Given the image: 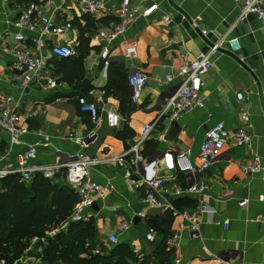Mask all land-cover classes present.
Masks as SVG:
<instances>
[{
    "label": "crops",
    "instance_id": "0c3cea01",
    "mask_svg": "<svg viewBox=\"0 0 264 264\" xmlns=\"http://www.w3.org/2000/svg\"><path fill=\"white\" fill-rule=\"evenodd\" d=\"M32 1L41 6L44 0H0V101L14 107L30 129L22 137V143L11 144L9 133L0 127V167L14 166L17 152L34 143H37L36 161L39 163L67 162L79 152L101 159L124 153L137 140L143 125L158 118L163 103L178 88L180 77L167 81L166 76L168 73L177 75L181 54L207 51L211 43L228 33V39L238 38L240 48L233 51L228 40L222 42L211 69L204 76L203 106L186 111L175 120L162 119L142 146L145 159L136 163L131 173L130 179L139 182L148 177L164 178L157 192L161 207L145 201L144 186L135 188L125 176L124 166L102 161L91 168V177L105 187L108 194L98 199L99 210L91 208L85 220L94 222V243L111 245L107 239L115 233L118 237L115 244L128 242L139 257L148 258L149 264H161L156 249L162 234L156 233V241L147 240L149 222L164 217L167 209L175 210L173 200L185 198L193 202L190 205L187 200L184 210L195 213L193 221L198 223V231L193 235L191 226L181 228L179 223L183 217L175 210L171 230L179 237L172 264H264V200L259 199L264 194V173L252 175L242 169L254 154L261 156L264 163V28L258 16L250 13L239 20L242 5L235 0H131L133 19L127 29L112 40L109 60L115 78L119 66H123L127 76L135 69L144 71L148 82L140 103L135 105L130 100L128 80L118 81L116 91L126 92L132 106L131 112L123 114L119 98L105 96L110 79L102 75L101 51L91 50L84 59L85 77L92 86L85 94L82 89L60 80L61 75L53 68L51 60L59 58L50 51L53 41L74 43L78 51L75 56L79 55L80 30L75 19L85 24L83 18L89 14H77L78 0H65L62 5L60 0H55L61 6L58 18L71 19L75 24L70 35L47 38L43 47H35L31 42L32 33L25 30L27 43L47 56L57 86L49 87L41 80L27 89L21 87V78L11 66L17 44L14 33L20 30L14 22ZM122 1L110 0L113 12L108 16L91 15L95 19H108L106 24L97 23L96 28L120 20L118 13ZM154 3H159V8L149 16L142 15ZM167 13L172 15L169 23L163 19ZM90 45L97 44L91 41ZM131 45L136 46L137 52L129 56L126 50ZM86 60L90 61L86 63ZM79 95L104 101L108 109L120 113V124L110 127L106 121H101L95 126L89 115L79 110ZM243 113L249 115V120L243 119ZM174 122L177 123L175 127ZM218 122L229 129H248L253 134L252 148L228 143L194 179L182 171L167 168L164 154L176 155L180 151H188V159L199 164L206 131ZM92 131L97 138L87 147H82L70 136L74 133L84 137ZM43 135L50 136V145L41 144ZM193 180L208 185L203 197L182 194L171 198L167 193ZM52 181H65L63 169ZM244 200L248 201L241 204ZM203 203L209 211L199 210ZM73 212L74 209L61 228H66L73 220ZM224 219H230L228 228L217 224ZM125 222L129 224L127 228H123Z\"/></svg>",
    "mask_w": 264,
    "mask_h": 264
},
{
    "label": "built area",
    "instance_id": "2783aa9c",
    "mask_svg": "<svg viewBox=\"0 0 264 264\" xmlns=\"http://www.w3.org/2000/svg\"><path fill=\"white\" fill-rule=\"evenodd\" d=\"M61 5L65 0H60ZM241 4L239 20L246 18L250 13H254L261 20L264 28V0H235ZM159 8V3H154L147 7L143 14L149 16ZM61 10L55 0H44L41 6L34 1L29 2L28 6L21 11L14 25L20 28L14 33L16 46L13 51L12 68L19 74L21 78V87L29 88L33 83L45 80L49 87L55 88L58 84L57 78L52 73V68L49 66V60L46 55L41 52H36L33 47L27 43L25 30L32 33L31 42L35 47H43L45 39L50 37H60L70 35L75 25L71 19H59L57 12ZM77 14H89L92 16H108L113 12L110 0H78ZM120 20L109 22L108 25L98 27L90 34L91 41L101 46V57L103 59L102 75L107 76L110 66V44L112 40L119 34L123 33L132 21L134 10L131 7V0H123L118 13ZM166 23L172 20L171 13H167L163 17ZM224 40H228L233 48L237 51L240 48L238 38H229L228 33L219 37L211 43L207 51H201L197 54H192L185 51L181 54L182 62L178 66L177 75L168 73L167 81H172L176 76L180 77L178 88L166 99L163 103L158 118L151 123L143 125L137 140L125 150L124 153L106 159H101L97 156H90L85 152H79L72 160L62 163H39L36 161L38 157L37 143L29 144L23 150L16 154V164L12 167H0V179L10 175L18 174L20 180L25 183H30L36 174H42L47 178H54L55 174L62 169L65 172V183L71 185L79 195V201L74 207L73 220H85L92 204L98 199H104L108 190L100 183L91 177V168L98 165L102 161H113L126 169L125 176L131 178V173L136 163L142 162L145 157L142 153V146L149 139L154 129L158 127L160 121L164 118L175 120L182 113L190 111L194 108L203 106L204 99L201 96V91L205 85L204 76L209 72L213 64L215 54L220 50ZM170 41H167L169 43ZM50 51L59 58H66L77 55L78 51L74 43L68 40H56L50 44ZM127 55L132 56L137 52L136 46L127 47ZM128 82L131 88L130 100L133 104L140 103L143 89L148 82L147 74L135 69L130 72ZM240 99L242 96L240 95ZM78 104L80 111L89 115L91 122L96 126L101 121H106L110 127L118 126L122 120L120 113L116 110L108 109L104 101L90 100L84 95L78 96ZM244 120H249V115L242 114ZM0 127L5 129L10 135L11 144L22 143V137L29 133L28 125L22 122L21 115L14 107L6 106L0 101ZM71 138L82 147L89 146L97 138L95 131L89 135L79 137L72 133ZM51 138L49 135H43L42 145H50ZM228 143H233L236 146H246L252 148L253 134L246 128L229 129L223 122H218L206 131L204 141L200 148L199 164H195L188 159V151H180L176 155L174 153H165L164 159L168 169L182 171L190 178L196 176L207 169L212 161L218 157L224 147ZM243 171L249 174L264 173V163L262 157L254 154L252 160L248 164L242 166ZM135 188L144 186L145 201L155 207H161V202L157 197V192L164 181L161 177L144 178L142 182L130 179ZM208 185L203 181H192L185 187L168 190L167 193L172 198L182 194H198L204 196ZM260 200H264V194L260 195ZM244 200L241 204L246 203ZM170 207L174 208L170 203ZM201 212H207L210 209L206 203L199 206ZM216 212V209H212ZM183 220L179 223L181 228L191 226L193 235L198 231V223L193 221L194 212L182 211L180 213ZM224 228L230 225V219L217 221ZM128 223L123 224V228L128 227ZM54 232H49L52 235ZM156 229L150 227L146 233V239L154 241L156 239ZM179 234L173 232L172 236L167 239L169 248L175 247L178 241ZM39 239L45 240V237H34L31 241L35 243ZM118 240L115 233L108 236L107 243L114 244ZM32 248V245L29 249ZM102 250L100 244L92 249L93 253H100ZM27 251V250H26ZM0 255V264H29L23 257H12ZM179 262V261H177ZM32 263V262H30Z\"/></svg>",
    "mask_w": 264,
    "mask_h": 264
},
{
    "label": "trees",
    "instance_id": "16d2710c",
    "mask_svg": "<svg viewBox=\"0 0 264 264\" xmlns=\"http://www.w3.org/2000/svg\"><path fill=\"white\" fill-rule=\"evenodd\" d=\"M83 19L85 24L80 19H75L80 30L79 55L58 58L51 62L55 71L61 75L60 80L82 89L85 94L92 86L85 77L84 59L91 50L101 51V46L90 45L91 37L86 36V33L91 34L97 23L106 24L108 19H95L91 15H85ZM111 65L110 63V80L105 87V96L118 97L120 110L127 114L132 111L129 97L126 92L116 91L120 79L128 80L127 72L123 66H119L115 78ZM187 200H173L175 210L181 213L188 204ZM78 201L79 195L71 185L64 181H52V178L44 177L40 173L30 183L22 182L18 174H10L0 179V255L9 256L12 253V257H19L25 249L30 248L34 237H45V240L39 239L38 243L47 264H149L148 258L139 257L128 242L114 243L110 247L101 245V252L93 253L92 249L97 243H94L95 229L92 219L72 220L66 228H61ZM188 201L190 205L193 204L191 200ZM175 210L167 209L164 217H157L149 222L157 233L162 234L156 249L161 257V264H172L171 258L175 253V248L167 245V239L173 234L171 226ZM49 232L54 233L49 235Z\"/></svg>",
    "mask_w": 264,
    "mask_h": 264
},
{
    "label": "rangeland",
    "instance_id": "374dc122",
    "mask_svg": "<svg viewBox=\"0 0 264 264\" xmlns=\"http://www.w3.org/2000/svg\"><path fill=\"white\" fill-rule=\"evenodd\" d=\"M90 60H86V63ZM32 245V248L25 249L22 254H20L19 257H23L26 261H30L29 264H47V260L45 256L42 254V247L39 245L38 241L33 243L31 241L30 246ZM111 245H108L107 247H110ZM27 250V251H26Z\"/></svg>",
    "mask_w": 264,
    "mask_h": 264
},
{
    "label": "water",
    "instance_id": "95a60500",
    "mask_svg": "<svg viewBox=\"0 0 264 264\" xmlns=\"http://www.w3.org/2000/svg\"><path fill=\"white\" fill-rule=\"evenodd\" d=\"M175 124H177V123H176V122L173 123V126H174V127H175ZM92 208L95 209V210H97V211L99 210V206H98L97 202H94V203L92 204Z\"/></svg>",
    "mask_w": 264,
    "mask_h": 264
}]
</instances>
